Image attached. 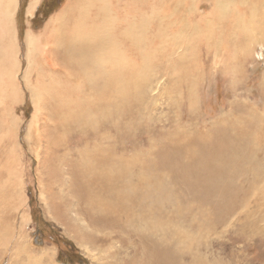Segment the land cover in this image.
Masks as SVG:
<instances>
[{
    "label": "rangeland",
    "instance_id": "1",
    "mask_svg": "<svg viewBox=\"0 0 264 264\" xmlns=\"http://www.w3.org/2000/svg\"><path fill=\"white\" fill-rule=\"evenodd\" d=\"M68 1L0 0V264H264V190L249 194L250 182L264 189V123L248 120L264 114V40L248 45V0L231 1L226 16L214 0L104 1L120 27L157 3L149 14L164 28L154 46H146L152 33L140 32L144 56L124 58L144 78L117 138L115 118L63 137L42 115L56 82L43 57L61 33L79 28ZM96 12L89 0L85 25ZM232 14L247 30L230 31ZM29 39L38 44L30 59ZM234 117L242 122L233 128ZM109 144L137 169L120 178V190L139 194L129 216L121 204L112 214L84 203L79 156ZM143 168L148 180L129 188ZM145 206L155 226L142 220Z\"/></svg>",
    "mask_w": 264,
    "mask_h": 264
},
{
    "label": "bare ground",
    "instance_id": "2",
    "mask_svg": "<svg viewBox=\"0 0 264 264\" xmlns=\"http://www.w3.org/2000/svg\"><path fill=\"white\" fill-rule=\"evenodd\" d=\"M33 1L35 5L37 0ZM104 1L105 0H90L94 9L97 6V12L96 16L89 21L91 25L88 28L89 23L87 25L84 24L86 16L83 12L88 7L89 0H69L66 10H69L68 14L74 19L76 17L80 19V21L76 22L79 28L61 33L58 41L57 38L54 40V47L51 45L50 54L47 56L46 52V55L43 57L51 72L52 79L55 78L56 82H53L51 91L47 89L45 91L46 95H49V99L54 100V103L50 105L51 109L49 115L47 112L42 115H44L45 120H51L56 123V127L60 130L63 137H65V135L70 136L75 132L79 133L86 131L87 133L90 131L89 129H95L97 126L103 128L106 126L105 123L111 125L109 121L111 118H115L116 120L117 118L119 119V121L112 120L113 123H118L116 129L111 125L112 136L116 137L120 135V128H123L121 124L124 109L126 111L128 107H132L140 100L141 89L137 86L135 87V85L143 83L144 78L142 70L137 69L135 63H128V60L127 62L126 60L124 61V58L126 59L127 57L129 62H134L136 57L144 56V54L137 55L138 52L140 54V42L145 40L142 35H138L140 32L152 33V38L146 39V46H150V44L154 46L155 33H157V31H164L163 27L156 28L153 16L151 17L149 14L154 13V10L158 6L157 3L155 5L154 3H151V5L150 3L144 5L143 14L140 17L137 15L138 17L132 20V22L129 20L130 23L129 21L127 22L129 24H123V27H120L118 21L119 17H116V14V16H112L111 4H105ZM214 1L218 4V7L222 6L223 10L219 11H222L223 15L226 16L230 11L229 7L233 0ZM240 1L246 2L247 0ZM98 3L102 4L97 5ZM141 6L143 7V5ZM247 11L248 36L252 33L249 37L250 43L248 45L254 42H259L260 45H263L261 41L264 40V0H248ZM128 12L130 13V11ZM232 17V21H228L230 24V27L228 26L230 31H232L231 26H233L234 31L247 30V22L245 25L239 20L237 15L232 14ZM242 19H244V17ZM99 20H102V22H99ZM249 20H251V23ZM92 22L94 23L92 24ZM156 23L158 22L156 21ZM149 27L153 29L154 32L148 30ZM166 29L168 30V28ZM29 41L31 48L28 50V59L31 58L33 51L38 49V44L34 39H29ZM126 41L130 42L132 47L122 48L120 44L122 42L124 44ZM235 47L237 46L235 45ZM148 50L149 49H147V51ZM242 65V63H239L236 68L241 69ZM145 66H147L146 62L143 64V67ZM129 82H131V85ZM252 116L253 117L248 118L250 122H254V120L257 121L256 118H258L256 124L259 125L264 123V114L255 113ZM241 122L242 121L236 117L235 120H233V124H235H232L233 128L239 126ZM73 127H77V129ZM36 130L39 131L40 129L36 127ZM237 130H241L240 127H237ZM108 132H110V130ZM105 139H107V137ZM247 139L250 141V143L248 142V160H252L258 152L264 154V145H261L256 153L252 146L251 135L248 136ZM239 154L241 156V152H239ZM79 158V177L82 180V185L87 187L84 191H86L88 195L84 196L86 198L84 203L87 208L91 206L94 211L92 212V210H89V212L97 213L106 210L112 214H118L121 213L120 210L110 206L121 204V210L127 212L125 216L132 214L133 206L136 204L134 202L138 199L137 196H139V194L135 190H126L125 192L124 190H120V178L123 176H130L132 173L134 175L135 172H137V169L132 170L130 167L132 163L128 162L127 167H124L123 161L120 160L117 154V149L116 151L111 149L110 144L106 148H104V145H99L93 150L89 149L85 154H81ZM80 169L82 172H85L86 175H81ZM250 169L251 168H248V171H252ZM138 173L139 184L129 185V188H138L143 181L148 180V178L145 177L147 173L144 168L139 169ZM256 183L255 181L252 183L250 182L249 190L251 191L249 194L252 195L255 191L259 192V190H264ZM155 184L156 183H152L151 185ZM124 194L125 197H123ZM258 194L259 193H256V196ZM146 198H148V200L151 199L147 197V195ZM257 200L260 202L259 199ZM162 201L165 200L162 199ZM125 203L126 206H124ZM151 215H153V208L145 206L140 216L142 220H146L148 225H154L155 217L152 218ZM166 222V220H159V223L163 226L166 225Z\"/></svg>",
    "mask_w": 264,
    "mask_h": 264
}]
</instances>
